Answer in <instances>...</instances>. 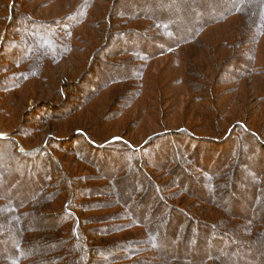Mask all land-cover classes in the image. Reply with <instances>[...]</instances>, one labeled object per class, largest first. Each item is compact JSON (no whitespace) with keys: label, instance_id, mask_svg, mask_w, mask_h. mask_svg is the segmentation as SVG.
Wrapping results in <instances>:
<instances>
[{"label":"rangeland","instance_id":"374dc122","mask_svg":"<svg viewBox=\"0 0 264 264\" xmlns=\"http://www.w3.org/2000/svg\"><path fill=\"white\" fill-rule=\"evenodd\" d=\"M110 1L113 0H92V9L80 16L75 15V18L71 15L74 0H0V205L4 207V213L11 211L13 216L10 219L11 215L0 213V222H3L0 225V254L7 253V247L17 248L14 242H8L9 235H17L21 243L22 239L26 243V234H31L29 244L35 245V264H72L75 255L68 260L70 250L67 248L71 241L66 226L74 220L73 214L78 217L81 230L86 231L89 243L96 245H103L105 239L135 245L134 241L145 237L137 226L133 231L136 217L140 223L148 224L150 231L155 230L154 225L164 231L172 224L177 226V233H183L186 226L187 231L189 227L194 230V220L183 219L179 214L186 211L187 197L183 191L188 187L191 190L194 184L201 186L202 182L193 172V153H197L199 148L224 154L244 151L246 145L233 138L238 137L235 127L241 122L264 139V97L259 99L261 91H226L238 83L236 78L240 79L241 67L245 66L243 62L239 63L240 67L227 66L222 80L214 81L216 86L211 85L214 72L205 74V84L210 86V97L215 107L217 103V110L212 113L197 108L190 99L191 91L183 84L177 85L181 74L178 76V67L174 64L172 74L177 77H171L173 83H169L167 72L170 67L167 69L165 62H173L175 55L172 61L160 58L149 65V73L153 68L165 69L156 82L146 79L147 85L142 93L139 87H134L141 93L136 99L130 98V85L117 84L116 79L107 81L105 85H93L92 81L101 80L100 76L105 73L117 72L114 64L119 61L108 52L98 56L99 59L105 57L99 70L90 71L92 52L105 43L103 21ZM134 1L123 0L121 3ZM202 1L196 2L201 7L200 11L204 4H209L208 0ZM120 4L115 9L122 7ZM173 8L176 13L174 21L189 22V14L183 6ZM229 23H235L234 17L227 23L207 27L201 34L203 43L213 48V42L218 39L230 41ZM188 25L191 27L194 23ZM33 30L34 35L31 33ZM35 36H48L57 46L61 45L62 52L56 54L44 50L42 54V43ZM198 42L194 46L182 47L185 49L183 57L206 60L211 52ZM130 47L141 52L133 43ZM48 55L54 57L49 58ZM83 78L87 80L83 87L71 89ZM259 80L255 83L261 85ZM248 83L249 79H244L238 85L248 87ZM172 84L175 85L173 88ZM196 91L194 89V95H198ZM204 99V103L209 104L206 95ZM212 118L217 122H205ZM215 124L219 130L224 128L222 135L217 134ZM183 127L204 137L195 139L196 151L189 148L190 143L186 146L179 139V133H169L164 139L154 141L165 131L174 132ZM225 135L227 138L223 143L212 140ZM16 139L18 142L15 144ZM129 141L138 146L133 147ZM259 143L256 137L253 145ZM147 144L153 146L149 148ZM144 148H148L151 157H138ZM17 151H25L26 154L21 156ZM254 155H240L236 167L231 158L229 171L225 172L227 182L223 187L210 186L208 191L202 184L209 192L207 194L213 195L216 204L220 201L223 207L239 215H244L242 208L246 209L243 202L249 198L248 183L256 190L262 186L261 190L253 193L252 204L246 209L248 218H243L246 224L264 220V216L257 220L260 212L264 214V164L255 166L252 158L257 154ZM112 160L118 164L115 166ZM32 164L39 166L41 176L35 174ZM235 196L238 203L233 201ZM65 201L72 203L70 209L63 208ZM17 202H23L21 210H31L29 221L37 219L35 227L29 228L27 217L22 224L14 219L13 213L20 210L14 208ZM206 207L212 208V205L207 204ZM62 210L68 215H63ZM131 216L134 219L131 220ZM182 233H179V239H183ZM187 236L192 240L191 235ZM239 240L242 242L235 246L227 242L223 251L238 254L251 248L253 256L245 257L248 264H264V231L258 233L255 243L242 237ZM104 245L112 250L109 244ZM131 246L128 248H135ZM178 250L182 253L180 247ZM125 260V264H132L136 259L130 256ZM0 264L11 263L3 257L1 260L0 256Z\"/></svg>","mask_w":264,"mask_h":264},{"label":"trees","instance_id":"16d2710c","mask_svg":"<svg viewBox=\"0 0 264 264\" xmlns=\"http://www.w3.org/2000/svg\"><path fill=\"white\" fill-rule=\"evenodd\" d=\"M77 1L78 0H74L72 3L74 11H72L71 15L75 18H77L75 15L80 16L85 14V11L87 12L88 9H92L93 6L92 0ZM122 1L123 0L110 1L107 11L104 14L103 21L105 30L103 39L105 43L100 48L96 49V51L92 52L90 56L92 57V67L90 71L95 69L94 71L96 72L99 70V66L102 65L105 57L99 59L98 56L108 52V54L115 56L119 61L117 64H114L117 72L105 73L104 76H100L101 80L92 81L93 85H105L107 81L116 79L117 84L128 83V86L130 85L128 88L130 98L134 99L135 97L136 99L139 95L141 96L144 86L147 85L146 79L150 78L151 81H155L161 78V72L165 69L164 67H160V69L153 68L149 73V65L154 63V61H156L155 59L160 58H166V61H172L175 55L176 58L173 62H165L167 69L170 67V70L168 69L167 72V74L170 75L169 83H173V78L171 77H177V75L172 74V69H174L172 64H174L178 67V76L181 74L179 78L180 82L177 85L183 84L191 91L192 96L190 99L193 100L192 103L201 110L210 113L217 110V103L215 107V102L213 98L210 97L212 94L209 89L210 86L205 84V74L207 72H214V76L211 77V85L216 86L214 81L218 83L222 80V75L227 69V66L236 65V67H240V62H243L245 66L243 68L241 67L240 79L238 80L237 77L236 80L239 83L244 79H249V83L247 84L249 86L245 87L244 85H238L236 82V84H234L233 82L234 85L228 88V90L226 89V91L233 93V90H235L239 93H247V89H256V91H261L259 92L261 95L259 99L264 97V0H208L209 4L207 6L204 4V8L202 7L201 11V7L196 5V2L198 1L200 3L202 0H135L133 3L125 2V4H122ZM120 3L122 7L115 9V6ZM177 5L183 6L184 11L189 14V22H193L194 25L190 27L188 25L190 24L188 20L181 21L180 19H176L180 24L174 21L176 13L173 7ZM80 12L82 13L79 14ZM232 17H234L235 23H229V28L232 32L230 41L218 39V41L213 42V44H215L213 48L208 43H203L201 34L207 27H212L220 23H227ZM131 23L133 26H131ZM31 33L34 35V30ZM36 39L42 43V54L44 50L45 52L50 50L56 54L62 52L61 45L57 46L48 36H46V38L40 36V38L36 37ZM199 40H201L202 43L198 42ZM196 42L211 52V55L207 56L206 60L195 61L188 56L183 57V54L185 55V49L182 47L189 44L194 46ZM132 43L140 48V53L135 48L131 50L130 45H132ZM48 57L52 58L54 56L48 55ZM96 57L98 59L95 62ZM215 75L217 77H215ZM261 78L263 79L261 80ZM256 80L261 81L263 87H261L259 82L255 83ZM195 82L199 83L194 85ZM76 83L75 87L71 89L76 90L77 88L83 87V85L87 83V80L84 78L79 79ZM188 83L190 84V88ZM136 86L140 88L141 93L136 91ZM174 86L175 85L172 84V88ZM155 89L157 90V88ZM194 89L197 90L196 93H198V95H194ZM205 95L209 104L204 103ZM213 120L217 122V120L213 118L211 120L206 119L205 122L212 124L211 122ZM215 125L217 132H219L217 134L222 135L221 133L224 128L219 130L217 124ZM229 128L225 129V132L229 130ZM235 130L236 133H238V137L233 138L241 142V144L246 145L244 149L245 152L232 151L224 154L221 151L211 152L209 150H200L199 148L197 153H193V163L195 165V168L193 167V172L196 176L200 177L204 183L200 180L198 182H201V186L194 184L195 187L192 186L191 190H189L188 187L183 191V194L187 197L185 202L186 211H180L179 214L183 219L190 218L194 220L196 224L194 230L193 228L190 230L189 227L188 231L187 226L184 229L180 226V228L183 229V233L182 231L179 233H182L183 239H179L180 234L176 232L177 226L174 224L169 226L168 230L164 231L159 230L158 225L157 228L154 225L155 230H152V232L149 230L148 224L145 225V223H140L141 221L136 217L134 224H132V228H134L133 231L136 230L135 227L137 226L138 230H140V234L145 235V237L141 240L134 241L135 245L131 246L129 244H124L125 242L123 241L113 243V240L110 239H105L103 245H96L94 242L89 243V240L85 237L86 231L81 230L78 217L73 214L74 220H70L71 222L66 226L71 241L69 242L70 247L67 248L70 250L67 257L68 260L75 255V259L71 261L72 264H125V258L132 256L136 259L132 264H248L249 261L245 257L249 256V258H251L253 256L250 251L251 248L243 249L238 254H230V250L225 252L223 249L227 242H231V246L239 244L242 242L239 240L241 237L244 240H252V242L255 243L258 233L264 231V220L258 221V224H253L252 222L246 224V222H243L248 218L246 209L252 204L253 200H251V198L253 197V193L257 190H261L262 186L256 190L255 186H249V181H245L248 183L246 190L249 198H246V200H248L243 202L246 204V209L242 208L244 215H239L233 210L226 209L223 207V204L221 205L219 203L220 201L216 204L217 201L215 202V198H212L213 195L211 194L210 196L207 194L211 189L210 186L215 185L216 187L218 185L223 187L225 185L227 182L225 172L227 173L229 171L228 165L232 157L235 167L238 165L236 164L239 160L238 157L240 155L243 156L244 153H250V155L257 154L256 157L252 158L255 166L258 167L264 164V155H262V153H264V139L259 138L257 133L247 129L246 125L242 122L237 124ZM169 133H179V139L184 141L186 146L187 143H190L188 144L189 148L193 147L192 150L194 151H196L197 146L195 139L204 138L195 133V130L185 129L183 127L174 132L165 131L159 134L160 137L154 141L164 139ZM189 135L192 136L191 139L188 138ZM256 137L260 140V143L253 145V141ZM226 138L227 135L224 137L220 136V138L216 139L213 137L212 140H214L213 142L215 143H223L226 141ZM16 141L18 142V139L13 143L16 144ZM129 142L133 147L138 146L137 143ZM148 145L149 144H147V146ZM152 146L149 145V148ZM17 154L22 156L25 155L26 152L20 153L17 151ZM114 154L119 158L116 152ZM135 154L137 153L135 152ZM228 154L230 156H228ZM138 157H151V153L148 148H144L143 151L138 153ZM132 159L136 160L134 157H132ZM102 163H104V161ZM113 163L115 166L118 164L114 161ZM32 167L34 168V172H36L35 174L38 177L41 176L38 171L39 166L32 164ZM184 172L189 175L187 171ZM261 179L262 176L259 177V180ZM198 182L194 181V183ZM202 184L207 186V192ZM193 189L197 191L193 192ZM238 193H240V191ZM233 201L238 203V198L235 196V200ZM22 203L23 202H17V205L14 206V208L17 207L20 209L13 213L15 214L14 219L22 224L23 220L25 221L27 217L29 228L35 227L37 219L29 221L31 213L29 211L31 210H21L20 207L23 206ZM228 203H230L229 206H233L232 202ZM71 204L72 203L65 201L63 202V208L70 209L69 205ZM207 204L212 205V208H207ZM1 207L2 205H0V208ZM4 211V207L0 209V213L3 214V216L11 215L10 219L13 218L11 211L7 213H4ZM62 211L63 215H68L65 210ZM28 212L29 214H27ZM207 213L209 214L208 216H206ZM263 216L264 214L260 212L257 216V220ZM130 218L131 220L134 219L133 216ZM0 223V225H3V222ZM123 232H125V229ZM188 234L191 235L192 240L187 236ZM26 235V243H23V239L21 243L17 235H9L8 242H14L17 248H5L8 252L0 254L1 260L3 257L9 260L11 264H35V261H33L35 245L29 244L31 234ZM109 241L112 244H110ZM104 244H109V247L112 248L113 251L111 249H106ZM115 246L116 248L113 249ZM128 246L135 248H128ZM179 247L182 253L178 250ZM172 252H177V255H174ZM63 255L64 254H62V256Z\"/></svg>","mask_w":264,"mask_h":264}]
</instances>
